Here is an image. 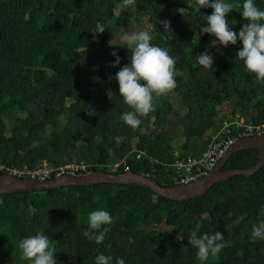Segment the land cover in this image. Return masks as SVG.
Wrapping results in <instances>:
<instances>
[{
	"label": "trees",
	"instance_id": "trees-1",
	"mask_svg": "<svg viewBox=\"0 0 264 264\" xmlns=\"http://www.w3.org/2000/svg\"><path fill=\"white\" fill-rule=\"evenodd\" d=\"M229 2L237 5L228 18L238 34L247 22L239 7L243 0ZM256 2L264 9V0ZM118 3L0 0V165L30 170L42 162L55 166L76 160L91 172L113 173L126 172L128 166L162 186H174L176 159L204 151L224 118L264 124V83L237 56L241 43L212 47L215 38L200 30L206 25L204 15L213 9L199 10L190 0L184 17L176 10L187 7V0H136L124 10ZM141 17L147 18L144 28L152 33V43L175 57L178 75L173 92L154 97L155 110L132 129L120 119L132 109L115 79L130 51L109 41L116 43L123 32L136 30L133 24ZM160 21L169 23L172 35ZM97 22L108 29L94 37L90 30ZM114 50L122 58L116 67L110 63ZM205 51L214 56V71L197 64L196 55ZM225 102L233 104L231 113L223 109ZM116 137H121L119 143ZM258 155L256 148L240 150L223 169L252 168ZM98 207L113 216L101 244L83 234L88 213ZM261 220L264 165L250 177L236 175L184 201L138 184L4 193L0 264H30L18 244L37 232L49 235L57 264H95L99 254L112 256L113 264L117 257L126 264H264V241L251 238L253 225ZM215 231L230 244L201 261L188 237Z\"/></svg>",
	"mask_w": 264,
	"mask_h": 264
},
{
	"label": "clouds",
	"instance_id": "clouds-1",
	"mask_svg": "<svg viewBox=\"0 0 264 264\" xmlns=\"http://www.w3.org/2000/svg\"><path fill=\"white\" fill-rule=\"evenodd\" d=\"M135 4L136 0H119L117 7L124 10L134 7ZM187 4V7H180L176 10L184 17L189 14L190 0H187ZM195 4L199 10L213 9L211 14L204 15L206 25L200 27L202 33L215 38L211 41V46L226 47L230 43L236 45L239 41L242 47L238 50L237 56L243 61L246 71L254 74L257 82L264 83V9L258 6L256 0H243L239 7L242 17L247 22L243 23L237 34L230 27L228 18V14L237 5L229 0H195ZM160 23L163 25V30L171 33L167 21H160ZM106 29L108 28L104 23L97 22L90 31L96 37V34H103ZM152 41V33L145 28L123 32L116 43L109 41L112 46L126 48L130 51L129 62L119 69L115 74V79L119 85V95L132 109V111L123 112L120 119L132 129L140 128L141 117H147L155 110L154 97L167 96L177 86L178 72L175 57L170 55L168 48H162ZM112 55L115 59L110 62L111 66L120 65L122 58L117 51L114 50ZM196 61L202 68L214 71V56L210 51L196 55ZM109 98L111 99L110 94ZM97 139L100 138L97 137ZM115 139L117 143L121 141V137ZM40 165L49 164L42 162ZM90 172L89 170L87 174ZM112 224L113 216L110 212L104 207H98L88 213L87 228L83 234L90 241L101 244ZM251 238L264 241V220L253 225ZM129 241L131 242V238ZM188 242L196 249V255L201 261L218 256L230 244L220 231L203 235L192 232L188 237ZM18 247L23 258L30 261V264H57L56 249L50 243L49 235L44 232L24 237L19 241ZM95 264H113V257L99 254L95 257ZM115 264H126V262L122 257H117Z\"/></svg>",
	"mask_w": 264,
	"mask_h": 264
},
{
	"label": "water",
	"instance_id": "water-1",
	"mask_svg": "<svg viewBox=\"0 0 264 264\" xmlns=\"http://www.w3.org/2000/svg\"><path fill=\"white\" fill-rule=\"evenodd\" d=\"M256 148L259 151L258 163L248 169H227L224 170L228 159L235 153L243 149ZM264 165V134L244 137L236 142L227 153L221 158L218 165L203 178L190 184H178L174 186H162L152 177L142 173L126 171L123 173H113L107 171H93L82 176L64 175L58 178L37 179L29 177H19L7 173H0V194L14 192H32L34 190H52L66 187L68 185L90 186L95 184H138L152 189L157 194L173 200H189L194 197L206 194L210 188L221 181H227L236 175L252 176Z\"/></svg>",
	"mask_w": 264,
	"mask_h": 264
},
{
	"label": "built area",
	"instance_id": "built-area-1",
	"mask_svg": "<svg viewBox=\"0 0 264 264\" xmlns=\"http://www.w3.org/2000/svg\"><path fill=\"white\" fill-rule=\"evenodd\" d=\"M262 134H264V124H246L245 119L240 117L235 120L224 118L220 129L212 137L211 143L204 151L199 155H190L176 159L177 183L187 185L203 178L218 165L221 158L236 142L244 137ZM141 155L142 152H139L137 158H141ZM122 162L125 163L126 159H123ZM89 167L84 162L73 160L67 164L58 166L40 165L30 170L0 165V171L14 176L23 177L27 175L29 178L45 180L64 175L81 176L89 172ZM126 170H129L128 166H126Z\"/></svg>",
	"mask_w": 264,
	"mask_h": 264
},
{
	"label": "rangeland",
	"instance_id": "rangeland-1",
	"mask_svg": "<svg viewBox=\"0 0 264 264\" xmlns=\"http://www.w3.org/2000/svg\"><path fill=\"white\" fill-rule=\"evenodd\" d=\"M146 20H147V18L146 17H141L140 19H139V21H137V22H134V26L136 27V29H137V27H139V28H144V26H146L147 25V23H146ZM137 24V25H136ZM130 31V30H129ZM229 104V102H225L224 103V107H223V109L224 110H227L226 109V106ZM228 112V111H227ZM224 113V112H223ZM51 127H49V131H51V129H50ZM43 164H46V163H44L43 162ZM108 169L110 170V171H113V169H112V167H108ZM211 259V258H210Z\"/></svg>",
	"mask_w": 264,
	"mask_h": 264
},
{
	"label": "crops",
	"instance_id": "crops-1",
	"mask_svg": "<svg viewBox=\"0 0 264 264\" xmlns=\"http://www.w3.org/2000/svg\"><path fill=\"white\" fill-rule=\"evenodd\" d=\"M224 107V106H223ZM234 106H233V104L232 103H229L227 106H226V109L227 110H225L226 112L228 111L229 113H231L233 110H234V108H233ZM237 116H238V114H237ZM240 118H243V117H240Z\"/></svg>",
	"mask_w": 264,
	"mask_h": 264
}]
</instances>
